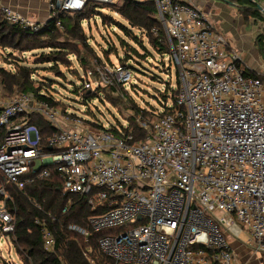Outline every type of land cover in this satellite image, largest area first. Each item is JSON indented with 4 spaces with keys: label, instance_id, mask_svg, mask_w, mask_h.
Here are the masks:
<instances>
[{
    "label": "built area",
    "instance_id": "obj_1",
    "mask_svg": "<svg viewBox=\"0 0 264 264\" xmlns=\"http://www.w3.org/2000/svg\"><path fill=\"white\" fill-rule=\"evenodd\" d=\"M90 1L124 0H49V18L82 11ZM153 1L179 75L175 99L163 111L151 118L133 113L138 136L125 132L128 120L113 130L33 91H0V131L6 133L0 142L1 264H25L15 248L17 216L7 185L23 188L53 173L64 193L86 198L92 229L109 231L99 239V250L111 259L105 264H239L229 239L244 232L251 247L264 252V70L254 77L194 4ZM0 11L10 24H42L10 6ZM56 26L63 29L60 20ZM83 74L81 88L123 97L132 79L128 65L97 60ZM31 114L54 129L45 141ZM71 207L70 200L63 212ZM35 222L44 247L54 251L47 222ZM69 228L89 235L77 225Z\"/></svg>",
    "mask_w": 264,
    "mask_h": 264
},
{
    "label": "trees",
    "instance_id": "obj_2",
    "mask_svg": "<svg viewBox=\"0 0 264 264\" xmlns=\"http://www.w3.org/2000/svg\"><path fill=\"white\" fill-rule=\"evenodd\" d=\"M227 1L236 6L245 21H248L250 17L264 19V10L259 8L261 4L258 0ZM121 3V5L117 6V4L90 1L84 10L74 13L61 12L57 18H49L47 22L42 23L35 29L10 24L0 11V48H2L0 50L9 49L7 52L8 57L5 56L3 62L9 63L11 61L13 62L11 64L14 65L10 69L0 66V91L5 96L20 91H33L38 98L52 105L59 106L65 111L66 108L64 109L60 102L48 92L51 83L41 80L37 84L34 78L36 69L32 65L23 62L21 56L13 55V53L15 51L26 53L28 50L50 47L51 50L48 52H41L39 54L35 63L47 61L53 64L51 66L53 69L59 63H71V55L76 56L78 66L83 71L92 67L95 60L103 63L104 61L96 50H89L91 49L90 44H88L81 28L82 20L88 17L91 11H99L98 7L100 6L118 10L122 18L126 19L133 28L139 29L147 37L152 47L160 54L166 51L170 52L164 28L155 18L157 12L155 2L153 0H124ZM56 20L61 21L63 29L56 26ZM122 26L127 33H130L127 27ZM154 29L157 33H154ZM63 32L67 35L65 39L61 38ZM262 36L261 34L258 35L261 45H263ZM70 38L76 40L75 44H71ZM133 39L143 45L136 35H133ZM78 43H81L84 48L88 49V53L81 54V50L77 46ZM143 49L145 51L144 54L130 46V50H126L128 51V53L126 52L128 56L125 55L123 58L118 56L120 64H126L125 61L130 57L137 61H139V56L145 55L143 57H147L150 52L146 46H143ZM76 73H78V70ZM251 74L254 77L259 75L256 71H253ZM122 90H124L123 95L125 98V91L127 90ZM166 91L161 92L162 98L164 100H168L169 98L174 100L177 92L176 87L168 86ZM80 94H82V99L85 102L90 101L96 96H100V94L86 88H81ZM101 100L104 99L102 98ZM110 101L114 104L122 102L126 104L128 102L120 96L117 98L110 97ZM131 103V105L128 104L127 106H131V109L135 113H142L147 118L155 115L154 110L137 106L135 102ZM28 118L30 122L37 124L41 128L44 134V141L53 132L54 129L40 115L31 114ZM87 120L91 121L90 118H87ZM129 120L131 122H129V126L125 129V132H131L138 136L142 130L139 128L134 115L130 116ZM93 124L97 127L100 126L98 122H94ZM111 129L114 130L116 128L112 125ZM5 134L4 130L0 131V142ZM0 179L3 181L1 174ZM7 188L13 197V202L9 204L10 209L12 211L15 210L17 216L15 248L25 264H105L111 260L99 250L100 237L106 235L109 231H95L92 229L89 224V217L94 212L91 210L86 198L77 194L64 193L61 189V180L57 173H53L48 178L36 179L23 188H18L11 184H8ZM70 200L72 201V207L67 212H63V208ZM36 204H40L41 209ZM53 216L56 217V220L52 219ZM36 218L44 219L52 230L57 242L54 251H49L44 247L41 228L40 225L36 224ZM71 224L88 229L89 235L84 236L77 231L71 230L69 228Z\"/></svg>",
    "mask_w": 264,
    "mask_h": 264
},
{
    "label": "rangeland",
    "instance_id": "obj_3",
    "mask_svg": "<svg viewBox=\"0 0 264 264\" xmlns=\"http://www.w3.org/2000/svg\"><path fill=\"white\" fill-rule=\"evenodd\" d=\"M121 4V2H118L117 6ZM98 8L99 11H91L89 13L90 15L81 22L83 34L91 47L89 50H96L105 63L114 65L120 64L119 57L123 58L125 55L128 56V54H126L128 51L126 50H130V46L134 47L142 54L145 53L143 46H146L150 52L147 57H143L145 55L139 56V61L131 57L125 61L132 71L131 81L125 85L127 90L125 91V98L121 95H116L111 90L102 88L100 92H98V94H101L99 97L96 96L87 102L83 101L82 94H80V85L83 82L82 78L84 71L78 66L76 56L74 55L70 56L71 63H59L54 69L51 68L53 64L47 61H40L38 64L35 63L39 54L41 52H48L51 50L50 47L28 50L26 53L15 51L13 55L16 54L21 56L23 62L32 65L36 69L34 78L37 84L41 80H46L51 83L48 92L60 102L64 109L66 108L68 111H73L83 118L94 119L104 125L110 124L114 126L119 123H124L125 120L131 122L129 118L135 112L131 109V106H127L128 104L131 105V102H135L137 106L149 108L156 112L163 111L167 105L172 103V99L169 98L168 100H164L161 92H167L168 90L166 91V89L168 86L176 87L178 84L179 70L171 59V53L168 51L163 54L157 52V50L152 47L147 37L139 29L130 26L128 21L122 18L118 10H112L103 6ZM230 10L235 13L233 8H230ZM233 13L228 15L226 11V15H224L225 17L223 18V22L228 24L230 32V38H228V36L226 37L236 49L238 56H240L251 68H253V66H260L264 70V50L262 53L261 50L238 49L241 45L246 46L247 44L251 46V44L248 38H244L239 34V32H243L242 28H244V25H242L240 18H236ZM121 24L127 27L130 33H127ZM239 25H241V28H239ZM247 25L248 26H245L246 32L251 29L252 23L248 22ZM214 26L217 30L222 32L220 28L216 25ZM260 29L263 31L264 25H262ZM64 33L65 32L62 33L63 35L61 37L63 39L67 37ZM132 34L136 35L142 41L143 45L135 41ZM256 36L257 34H255V39ZM69 41L72 42L71 44H75L76 42V40L72 38H70ZM77 46L81 50V54L88 53V49L84 48L81 43H78ZM8 50H0V66L3 65L10 69L12 67L7 66V62H2L5 60V56L8 57ZM259 62L262 63V66ZM9 63L13 62L9 61ZM77 70L78 73H76ZM1 94L5 96L3 92ZM119 96L128 102H126V104L123 102L114 104L110 101V97L117 98ZM102 98L104 100H101ZM215 214L219 218L224 216L222 211H217ZM237 239L247 243L249 236L244 232L239 235ZM1 249L3 255L6 256V247L2 246Z\"/></svg>",
    "mask_w": 264,
    "mask_h": 264
},
{
    "label": "crops",
    "instance_id": "obj_4",
    "mask_svg": "<svg viewBox=\"0 0 264 264\" xmlns=\"http://www.w3.org/2000/svg\"><path fill=\"white\" fill-rule=\"evenodd\" d=\"M186 1L202 9L208 15L209 19L214 23V25L220 28L223 34L225 36H228V38H230L229 26L227 23L223 22V18L225 17L224 15H226V11L228 15H230V13H233L230 10V8H233L235 11V13L233 14L236 16V18L239 17L242 25H244V28H242L243 32L242 33L239 32V34L244 38H248V41L250 40V44H251V46L247 44L246 46L241 45V47H238V49L261 50L263 53L264 38L262 40L263 45H261L259 43L260 39H258V35L261 34L264 36V30L261 31L260 29L262 28V25H264V19H256L254 17H250L248 21H245L243 16L236 8V6H234L227 0H186ZM258 1L261 4L260 6H262L261 9L264 10V0H258ZM0 5L10 6L13 9L20 11L22 14L30 17V19L35 22L45 23L49 20V15H50L49 0H0ZM248 22H251L252 26L251 29L248 30V32H246L245 26H248L247 25ZM239 28H241V25H239ZM255 34H257L256 39H255ZM232 48L235 49L233 46ZM6 65L10 66L9 63L8 64L6 63ZM260 65L262 66V63H260ZM13 66L14 65L12 64V66L10 67L13 68ZM253 68L254 71L261 69L260 66L258 67L253 66ZM229 240H230V245L236 254V258L238 261L237 263L264 264V252L255 251L251 247L248 241L247 243L241 242L240 240L237 239V237H231Z\"/></svg>",
    "mask_w": 264,
    "mask_h": 264
},
{
    "label": "water",
    "instance_id": "obj_5",
    "mask_svg": "<svg viewBox=\"0 0 264 264\" xmlns=\"http://www.w3.org/2000/svg\"><path fill=\"white\" fill-rule=\"evenodd\" d=\"M259 8H262V6H259Z\"/></svg>",
    "mask_w": 264,
    "mask_h": 264
}]
</instances>
